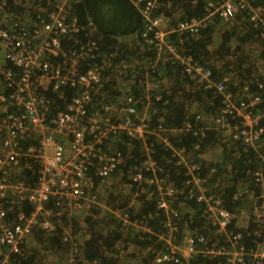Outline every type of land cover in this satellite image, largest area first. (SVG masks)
I'll list each match as a JSON object with an SVG mask.
<instances>
[{"label": "built area", "instance_id": "built-area-1", "mask_svg": "<svg viewBox=\"0 0 264 264\" xmlns=\"http://www.w3.org/2000/svg\"><path fill=\"white\" fill-rule=\"evenodd\" d=\"M167 1L171 0H135L143 17L141 36L154 47V60L147 58L130 64L117 56L110 68L107 62L89 66L79 63L78 58L88 52L83 47L80 55L71 50L58 64L50 60V56L63 50L61 38L81 29L75 18L67 21L69 3L43 9V14L36 11L37 23L29 26L26 20L16 17L21 15L13 14L8 19L9 0H0V74L4 83L0 90V264H15L11 256L22 254L25 238L35 228L53 232L63 215L97 205L98 183L120 170L134 149L135 139L142 141L138 148L142 160L132 168L131 181L137 189L144 185L156 187L155 211L164 216V231L158 236L164 251L157 253L151 263L183 264L197 251L196 246L206 245L209 238L205 232L193 236L183 231L178 235L181 216L171 205L177 190L167 175H157L161 168L152 158L155 137L169 146L175 164L185 175L183 190L189 198L205 203L202 214L210 220L207 226L222 239V243L216 241L220 247L213 244L200 251L204 255L224 256L226 264H264V110L257 107L264 99L260 94H251L248 83L243 85L242 93H232L225 85L228 76L211 81V70L180 53L181 47L178 49L169 37L171 33L193 35L215 13L227 21L244 12L264 42V0H208L207 15L186 17L178 10L172 26L165 29V23L163 30L161 25L168 19L163 10ZM169 57L180 62L187 76L221 95L213 115L189 109L194 115L192 119L185 116L180 128L185 135L179 139L178 147L169 145L161 125L151 128L147 115L153 99L167 102L165 97L171 93L172 86L169 80L164 81L162 71L158 75L161 79H150L158 63L167 62ZM108 74L115 79L125 78L115 89V99L112 93L105 92ZM142 78L145 80L141 85ZM256 84L263 88L259 81ZM67 87L75 90L74 94L66 98L62 107L52 110L54 100L47 98L45 92L51 89L61 97ZM207 130L218 135L215 143L204 144ZM232 142L239 143L244 151L252 149L256 155V164L250 171L253 186L240 188L233 195L248 196L252 202L238 211L222 204L220 184L226 176H220L216 166L221 162L218 143L230 148ZM202 145L205 148L201 151ZM215 149L218 159H208L206 153ZM15 171L18 180L13 175ZM147 172L149 176L145 175ZM113 213L123 224L147 230L142 220L130 221L124 211ZM152 216L148 212L147 218ZM242 219L247 220L246 225L248 220L255 224V237L249 248L240 243L241 232L227 230L231 224L237 227ZM62 241L64 248L69 246L74 252L79 249L77 241L67 233ZM181 243L184 250L180 249Z\"/></svg>", "mask_w": 264, "mask_h": 264}, {"label": "trees", "instance_id": "trees-1", "mask_svg": "<svg viewBox=\"0 0 264 264\" xmlns=\"http://www.w3.org/2000/svg\"><path fill=\"white\" fill-rule=\"evenodd\" d=\"M18 0H9L8 12H21L24 10L23 0L20 4ZM40 3H33L28 7V13L33 14L38 7H45L48 2L46 0H36ZM208 0H171L165 2L163 7L164 14L167 17L177 18L178 10L186 17L205 16L209 11H205ZM214 2L215 0H209ZM70 9L67 15V21L73 17L80 26V30L70 37L61 38L63 50L59 51L57 56H50V60L54 63H59L69 55V52L75 50L78 55L82 53V48L88 50L87 54L83 53L78 58L79 63L85 65H102L110 63V68L113 67L114 60L122 58L134 64L136 61H145L149 58L154 60L155 49L151 44L143 41L141 33L143 31V17L139 13L140 5L135 4V0H71L69 2ZM11 13L7 16L10 19ZM246 23V28L238 26L235 23L232 27L224 29L220 33V38L214 42V34L222 24L230 23L233 19L242 17ZM235 20V21H236ZM231 24V23H230ZM10 27V25H9ZM246 30L245 33L243 31ZM170 40L177 48L181 47L180 53L190 55L193 61L205 65L211 70V81H221L225 76L229 80L225 83L227 89L232 93H242V87L248 83L251 94H260L264 99V75H254V68L252 67L248 54L239 53L243 47L244 42L248 38L257 39L260 41V56L264 66V42L259 39L258 31L252 27L244 12L236 13L227 21L222 19L215 13L207 25L199 29L193 35H177L176 33L169 34ZM178 44V45H177ZM62 51V52H61ZM240 54V55H239ZM235 57H234V56ZM151 71V70H149ZM163 72L164 81L171 84V93L164 100H154L148 109V122L151 128H157L161 125L166 131L170 146L178 147L181 145L179 139L185 135L180 129L186 115L192 119L194 113H190L189 109L201 110L205 114L213 115L220 105L221 95L215 93L214 88H206L203 84L197 83L192 78L187 76L182 71L180 62L169 57L167 62L163 64L158 63V69L155 73L150 74V79H161L159 73ZM233 74V75H232ZM132 73L127 75L126 80L131 77ZM108 76V83L105 86L107 94L112 93L113 99L117 98V87L125 78H117L112 74ZM263 84V88H258L256 82ZM75 90L70 87L63 88V94L59 97L58 93L48 89L45 96L53 99L52 110L55 107H62L67 97L74 94ZM165 95V90H162ZM103 95H100L102 97ZM98 97V98H100ZM257 107L264 110V100ZM175 129L176 131H174ZM218 135L212 131L207 130V138L204 144L215 143ZM186 144L188 142L184 141ZM134 149L129 157L125 158L120 170L113 175H119L123 183L130 187V191L137 192L138 190L131 181V173L134 165H139L141 157L138 148L142 143L141 140L135 139L133 141ZM237 145L234 148V144ZM220 146L221 162L216 163L218 174L226 176L225 182L221 183L220 191L222 194V204L225 208L231 211H238L243 205L252 202L248 196L234 198V193L245 186H253L250 176V171L254 169L256 164V155L252 149L246 151L237 142H232L231 147H226V144L218 143ZM121 148L126 149L125 145ZM205 148L202 145L201 151ZM152 158L155 164L161 168L157 173L159 177L167 175L170 180H173L177 194L172 201V207L179 212L181 219L179 220L180 235L186 231L193 236L198 235L199 232H205L209 239H206V245L198 244L196 252L191 255L183 264H226L224 256L204 255L200 249L204 246L210 247L213 244L220 247L218 244L222 243L220 236L213 234V228L207 225L210 220L204 216L203 210L205 203L197 201L195 198H189L184 189L185 175L182 174V169L175 164V159L171 156V151L168 145H165L158 137L153 139V153ZM145 175L149 176L147 172ZM34 178L29 179L33 182ZM256 188L255 190H257ZM152 193L149 196V193ZM158 193L153 185H144L141 193L136 197V207H134L133 198L124 192L119 194H110L108 203H112V211H124L128 214L129 220H142L147 225L146 231H141L142 228L132 226L129 223L123 224L116 215L101 213L103 209L99 206H94L90 210H86L81 222L79 218H72L73 232H80L82 235L79 244V253L74 255V264H91L96 261V264H142L151 257L153 260L157 253L164 251L162 241L159 239V234L164 231L162 213L156 210ZM183 211L180 212V209ZM148 212L153 216L148 217ZM157 213V214H156ZM78 217V216H77ZM82 224L85 227H82ZM101 227L104 231L100 232ZM255 224L252 220H248L247 225L231 224L227 230L241 232V244L245 248L253 245V238L255 237L253 230ZM64 226L58 227L55 231L47 233L43 239L49 246L57 251L64 248L62 241ZM138 229V231H135ZM41 233L45 231L41 230ZM123 233L126 237H123ZM134 243L135 249L139 253H132L128 249V244ZM180 243V242H179ZM149 247L150 249H148ZM15 264H30L32 262V255L15 254L11 256ZM136 260V261H135ZM153 264V263H151ZM162 264H172L165 262Z\"/></svg>", "mask_w": 264, "mask_h": 264}, {"label": "rangeland", "instance_id": "rangeland-1", "mask_svg": "<svg viewBox=\"0 0 264 264\" xmlns=\"http://www.w3.org/2000/svg\"><path fill=\"white\" fill-rule=\"evenodd\" d=\"M23 0H18L17 2L20 4ZM48 2V4L43 8V7H38L34 8L35 11L32 14L30 12V14L28 13V7H30L33 3L36 2L40 3L39 1L36 0H26L25 4L21 5L23 6L24 10L21 12H10L11 15L16 14V15H21V16H16V17H20L23 20H26L27 25L32 26L34 24L35 21V12L36 11H42L43 9H45V11L49 10L50 8H52L55 4L58 3H69L71 2V0H60V1H56V0H46ZM10 8V7H9ZM240 13V12H238ZM43 14V11H42ZM25 16V17H24ZM41 17L44 18V15H41ZM167 17V16H166ZM242 17L240 18H236L233 19L230 23H225L222 24V26H220L219 29H217L216 33L214 34V39L213 41L216 42L219 38H220V33L222 30L227 29L228 27H232L235 23L238 24V26H242L243 28H246V23L244 22V19H242ZM236 20V21H235ZM173 23H174V18H173ZM172 21L171 19H166V28L165 29H169L172 26ZM246 30L243 31V33H245ZM260 41L257 39H253V38H248L246 42H244L243 47L241 48V51L239 53H242L243 55H245V53L248 54L249 58H247L252 67L254 68V75L256 76H260V75H264V66H263V62L260 56ZM240 55V54H239ZM234 56V55H233ZM235 57V56H234ZM2 60H3V56L0 52V69L2 67ZM129 63V62H128ZM144 78L141 79V85L144 82ZM4 87V83L0 74V90H2ZM206 157L208 159H211L213 161H216L218 159V149L212 150L211 152H207L206 153ZM14 169V168H13ZM13 169H11V171H13ZM18 172L15 171V173H13L15 179L18 180ZM11 175V174H10ZM11 178L13 179V177L11 176ZM14 180V179H13ZM143 186L140 188L142 190ZM141 190H138L137 192L135 191H130V187L126 186L122 179L120 178L119 175H112L110 176L108 179H106L105 181H100L98 183V204L96 206L101 207L103 210L100 211L98 213V215H100L101 213H107V214H111L114 215L111 205L112 203H108V198H110V194L114 193V194H119L120 192H124L126 194H129L134 201V207H136V197L141 193ZM250 203L245 204L244 206L246 208H248L250 206ZM85 209H81L78 211H72L69 212L68 215H63L61 218V221L58 225V227L64 226V234L67 233L69 234L72 239L74 237V239L77 241L78 245L81 243V237L82 235L80 234V232L76 233L73 232L71 229L73 228V225L71 226V224L73 223L72 218L74 220V218H79L78 222H81L83 219V215L85 213ZM183 211V208L180 209V212ZM78 216V217H77ZM247 220L246 219H242L240 221H238V225H246ZM57 227V228H58ZM82 227H85L82 224ZM104 231V228L101 227L100 232ZM135 231H138V229H136ZM73 236H72V235ZM47 235V232L45 233H41V229L40 228H35L30 234L27 235V237L25 238V242L22 245V253L25 252L26 254L32 255V262L30 264H72L73 263V259H74V255L79 253V249L77 250V252L71 251L69 246L63 248L62 250H53L48 243L44 242V238ZM127 235L123 233V237L125 238ZM38 237H43V239L39 240ZM128 249L130 252L132 253H139V250L134 251L135 249V244L134 243H129L128 244ZM180 249L184 250V243H181L180 245ZM151 257H147V260L142 262V264H151L152 260H150ZM136 261V260H135ZM133 264H136V262H134Z\"/></svg>", "mask_w": 264, "mask_h": 264}, {"label": "crops", "instance_id": "crops-1", "mask_svg": "<svg viewBox=\"0 0 264 264\" xmlns=\"http://www.w3.org/2000/svg\"><path fill=\"white\" fill-rule=\"evenodd\" d=\"M56 1H60V0H56ZM165 23H166V21H165L164 23H162V25H161V26H162L161 28H162L163 30H164V25H165ZM0 148H1V147H0Z\"/></svg>", "mask_w": 264, "mask_h": 264}, {"label": "clouds", "instance_id": "clouds-1", "mask_svg": "<svg viewBox=\"0 0 264 264\" xmlns=\"http://www.w3.org/2000/svg\"><path fill=\"white\" fill-rule=\"evenodd\" d=\"M37 23V19H35L34 24Z\"/></svg>", "mask_w": 264, "mask_h": 264}]
</instances>
